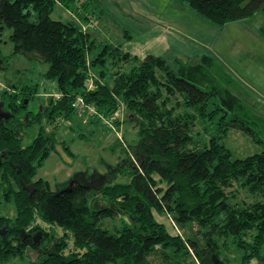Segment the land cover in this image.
Segmentation results:
<instances>
[{
  "label": "trees",
  "instance_id": "16d2710c",
  "mask_svg": "<svg viewBox=\"0 0 264 264\" xmlns=\"http://www.w3.org/2000/svg\"><path fill=\"white\" fill-rule=\"evenodd\" d=\"M181 1L218 24L264 9V0ZM57 4L73 12L80 6L75 7L77 0H0V31L11 30L14 53L46 62V76L55 80L56 92L61 94L59 99L51 95L45 112L39 110L28 116L31 121H25L16 115L24 101L16 103L12 98L18 93L4 90L11 100L7 106L11 115L0 118V206L13 201L16 214L13 219L0 215V264L12 257L23 260L27 248L44 250L28 264H150L152 255L170 262L176 255L182 264L189 252L197 264H217L213 256H219L228 245L245 250L244 263L262 257L264 147L234 158L223 139L230 129L252 135L250 120L264 114L246 107L227 88L231 75L212 72L210 56L203 55L201 62L193 64L178 59L177 67L172 68L161 56L146 54L141 58L119 45L103 43L95 54L92 31L82 27L85 17H80L81 22L53 19ZM80 11L88 10L81 7ZM124 62L135 64L128 70L122 67ZM109 65L116 70L114 76L111 72L106 75ZM90 69L103 76L99 81L92 79L94 89L86 92ZM174 90L181 111L170 106ZM77 94L107 116L122 101L128 118L136 122L138 165H129L126 172L120 169L127 174L126 182L114 181L94 189L72 180L52 191L45 180L34 179L37 167L54 145V133L46 135L40 127L31 143L23 146L24 128L40 123L44 116L50 123L56 114L69 119V103ZM3 105L0 111L8 110ZM198 118L206 131L212 129L203 141L193 134ZM20 181L33 183L34 191L22 189ZM99 199L104 205L97 209ZM155 211L172 217L180 226L195 223L204 243L171 233L156 219ZM105 218H117L120 225L106 228ZM38 229L42 233L36 243L33 235ZM51 230L57 242L48 249L53 237L46 236Z\"/></svg>",
  "mask_w": 264,
  "mask_h": 264
},
{
  "label": "rangeland",
  "instance_id": "374dc122",
  "mask_svg": "<svg viewBox=\"0 0 264 264\" xmlns=\"http://www.w3.org/2000/svg\"><path fill=\"white\" fill-rule=\"evenodd\" d=\"M83 2L87 3L80 4ZM75 7L76 12H73L57 4L51 15L53 19L80 22V17L84 16L85 23L82 27H88L92 31L91 35L96 44L95 54L101 51L103 43H108L112 46L119 45L123 51L141 58L146 54L161 56L172 68L177 67L179 60L193 64L201 62L203 55L210 56L213 58L212 72L218 76L224 73L231 75L232 81L227 88L246 107H253L254 112L264 114V9L241 20L218 24L200 15L181 0H77ZM81 7L89 12L82 13ZM10 33L11 30L7 28L0 31V104L7 108L11 101L4 90L7 93H18L17 97L12 98L16 103L23 102L24 99L27 101L23 102L25 106L16 115L25 117V121H31L28 116L35 115L39 110L44 113L45 108L51 104L50 96L57 93L56 83L54 79L46 76V62L14 53V45L9 40ZM134 64L124 62L122 67L129 70ZM107 71L106 75L109 72L112 75L116 70L113 65H109ZM90 76L88 84L91 83V86L87 84L84 88L86 92L94 89L95 82L92 79L99 81L103 75L90 69ZM88 78L86 75L85 81ZM21 90L23 95L20 94ZM175 92L176 90L171 93L170 106H176V111H181L183 107L175 102L179 98ZM78 95L83 96H75ZM83 98L93 104L84 96ZM119 104L117 109L109 113V117L115 118L114 131L106 130L100 124L90 123L89 118L78 115L79 112L73 110L70 103L69 119L56 114L53 123H50L49 117L44 116L40 123L27 125L24 128L23 146L31 143L40 127H43L46 135L53 132L55 139L49 154L41 166L37 167L35 178L42 177L46 180L52 191L64 188L72 180L86 183L94 189L114 181L126 182L128 177L125 172L129 165H138L139 134L136 122L128 118L127 108L122 101ZM249 124L253 127L252 135L230 129L224 136L223 143L234 158H244L264 147V116L256 117L254 122L250 120ZM205 127L200 118L195 120L193 134L196 139L203 141L209 137L212 129L210 127L206 131ZM117 135L122 137L124 144ZM115 162L117 166L112 165ZM121 168H125V172ZM88 173L91 177H83L82 174ZM240 194L246 198L243 191ZM103 205L102 199H99L95 208L100 209ZM15 214L13 201L3 202L0 206V215L13 219ZM154 215L158 221L165 223L171 233L179 234L184 240H196L200 245L204 243L197 234L199 227L195 223L180 226L173 222L172 217L159 215L156 211ZM119 222L117 218H105L103 226L113 229L120 225ZM46 229L49 231L50 228ZM57 234H62L60 228L57 229ZM51 236L53 239L48 242V249H52L57 242L52 230L46 237ZM43 251L27 248L23 260L12 257L4 264H28L29 261H35ZM261 252L262 257L252 258L244 263L245 250L228 245L227 248L222 247L219 256L215 254L213 257L217 259V264L219 259L220 264H264V246ZM177 259L176 255L171 258V262L155 255L149 257L152 262L150 264H179ZM182 264H197V261L189 252L183 258Z\"/></svg>",
  "mask_w": 264,
  "mask_h": 264
},
{
  "label": "built area",
  "instance_id": "2783aa9c",
  "mask_svg": "<svg viewBox=\"0 0 264 264\" xmlns=\"http://www.w3.org/2000/svg\"><path fill=\"white\" fill-rule=\"evenodd\" d=\"M88 86H91V83H89ZM54 97L56 99H59L61 97V94L56 93ZM70 105L73 110L79 112L78 115H85V117L87 118L97 120L104 128L109 131L116 130V126L114 123L115 118L109 117L104 113H100L93 104L88 103L82 96H75V98H73L70 102ZM118 138L124 144L122 137L118 136Z\"/></svg>",
  "mask_w": 264,
  "mask_h": 264
},
{
  "label": "water",
  "instance_id": "95a60500",
  "mask_svg": "<svg viewBox=\"0 0 264 264\" xmlns=\"http://www.w3.org/2000/svg\"><path fill=\"white\" fill-rule=\"evenodd\" d=\"M27 101V99L24 100V102ZM3 104H0V106L2 107ZM25 106V104H23V107ZM11 115V112L9 110H3L2 114L0 115L1 117L3 116L5 119H7L9 116ZM19 172V171H18ZM21 187L22 189L28 191L29 193H32L35 189V186L33 183H29V184H24L22 181H20ZM40 236H41V232L38 231L35 235H33V240L36 243H39L40 240Z\"/></svg>",
  "mask_w": 264,
  "mask_h": 264
},
{
  "label": "crops",
  "instance_id": "0c3cea01",
  "mask_svg": "<svg viewBox=\"0 0 264 264\" xmlns=\"http://www.w3.org/2000/svg\"><path fill=\"white\" fill-rule=\"evenodd\" d=\"M74 117H76V116H74ZM90 120H93V122H92V124H94V125H97V124H100L97 120H95V119H88V121L90 122ZM101 125V124H100ZM102 126V125H101ZM103 127V126H102ZM104 128V127H103ZM104 129H106V128H104ZM107 130V129H106ZM117 138H118V136H117ZM119 139V138H118ZM114 164H116L117 165V163L115 162V163H113L112 165H114ZM96 173H98V174H101V173H99V172H96ZM83 175V177H87L88 175H90L89 177H91V174L90 173H88V174H82ZM35 177H36V175H35ZM34 177V179H37V178H41V179H43L42 177H37V178H35ZM44 180V179H43ZM46 181V180H45ZM47 182V181H46Z\"/></svg>",
  "mask_w": 264,
  "mask_h": 264
},
{
  "label": "flooded vegetation",
  "instance_id": "af4514ba",
  "mask_svg": "<svg viewBox=\"0 0 264 264\" xmlns=\"http://www.w3.org/2000/svg\"><path fill=\"white\" fill-rule=\"evenodd\" d=\"M7 109L9 110L10 108H7ZM4 110H5V109H4ZM2 112H3V111H0V115L2 114ZM2 117H3V116H2ZM0 118H1V116H0ZM3 118H4V117H3Z\"/></svg>",
  "mask_w": 264,
  "mask_h": 264
}]
</instances>
